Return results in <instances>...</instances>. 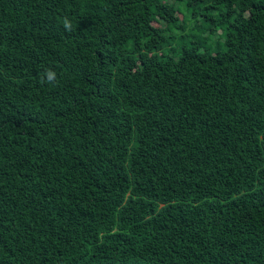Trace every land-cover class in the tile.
Masks as SVG:
<instances>
[{"label":"trees","instance_id":"16d2710c","mask_svg":"<svg viewBox=\"0 0 264 264\" xmlns=\"http://www.w3.org/2000/svg\"><path fill=\"white\" fill-rule=\"evenodd\" d=\"M0 264H264V0H0Z\"/></svg>","mask_w":264,"mask_h":264},{"label":"clouds","instance_id":"9594fccd","mask_svg":"<svg viewBox=\"0 0 264 264\" xmlns=\"http://www.w3.org/2000/svg\"><path fill=\"white\" fill-rule=\"evenodd\" d=\"M63 27L66 31L71 32L73 30L72 22L69 18L65 17L62 20ZM56 72L52 69H46L41 77L42 82L48 84H54L56 82Z\"/></svg>","mask_w":264,"mask_h":264}]
</instances>
